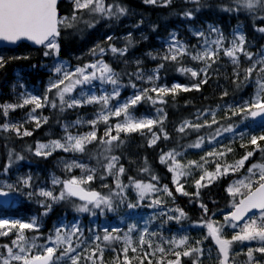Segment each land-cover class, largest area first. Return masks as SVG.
I'll list each match as a JSON object with an SVG mask.
<instances>
[{"label":"trees","instance_id":"1","mask_svg":"<svg viewBox=\"0 0 264 264\" xmlns=\"http://www.w3.org/2000/svg\"><path fill=\"white\" fill-rule=\"evenodd\" d=\"M104 1L109 6L105 18L85 10H76L67 0L60 2V16L64 20L60 22V35L54 39L59 47V55L73 64L86 65L93 60V56L109 46L99 43L89 53L77 58L87 48L89 38H94V41L97 38L101 42L104 40L103 35L90 34L96 24L105 26L108 23L104 29L109 31L128 22L124 18L127 9L151 8L152 27L148 37L144 40L135 35V31L131 32L125 39L124 48L127 49L125 54L119 53L114 56L115 54L112 55L108 51L102 58L117 74L118 83L124 88L123 94L133 95L138 92L139 100L136 105L130 106V111H135L139 115L153 114L157 103L164 108L166 117L160 125L153 128L145 127L125 133L115 131L114 123L118 120L116 117L99 121L96 135L79 154L80 158L86 161V168L90 167L92 173L91 179L82 186L88 190H95L99 194V199L101 194L108 193L106 197L114 209V214L110 215V218L105 217V220L113 219L119 223L120 229L112 232L116 239H120L119 244L123 243L124 237L129 236L125 221L123 188L130 182H145L159 186L169 184L178 197L180 225L203 223L216 228L215 224L224 219L223 213L220 212L229 208L231 204L232 196L226 190L225 176L202 185L196 192L191 191V195L189 193L179 195L173 186L171 172L167 164L161 162L160 156L167 150L183 149L188 142L199 136L202 132L200 129L180 130L184 122L195 118L197 114L218 110L224 119L223 125L231 126L242 121L246 103H251L260 89L261 99L264 101V0H198V7L191 15L186 14L179 6L181 0H173L162 7L159 5L149 7L146 5L149 0ZM207 4H212L213 7H208ZM129 20L131 26L137 24L136 19ZM143 26L146 27V24ZM192 26L200 30L199 35L196 36L188 30ZM212 26L217 27L215 32ZM238 27L243 31V44L238 52V61L234 62L227 58L225 50L231 46L230 41L234 39ZM173 29L177 30V39L185 44L186 53H181L170 46L165 47L163 41H159V38L168 37ZM216 35H221V46L215 54L210 55L209 51L205 50V45L211 40L214 41ZM44 49L45 46L34 49L24 42L15 48L2 49L23 54L20 57H6L0 62V174H8L15 181L13 190L18 189L22 200L16 207H1L0 212L7 216L24 218L33 214H43V228L24 229L29 239L47 240L49 235H54L55 227L64 219L69 224L78 219L83 235L87 239H91L93 233H97L102 239L105 232L95 226V219L102 222L99 210L93 209V212L88 210L87 206L92 204L90 201L74 196L67 197L66 194L62 196L65 192L60 191L62 184L58 186L52 184L47 174V168L55 166L53 159L56 155L46 157L36 153L37 142L58 137L56 132L49 136L45 135L47 128L57 129L65 120H89L96 108L89 104L66 108L56 103L53 108L42 110V115L48 116L49 119L40 128H36L35 122L28 121L27 117L23 116L32 105L27 104L26 107L21 105L20 83L16 80V69L23 71V80L29 86L38 84V80L46 81L49 73L41 67ZM135 55L140 59L137 65L134 62ZM32 67L35 69L30 70ZM190 68H194L197 74L194 75ZM156 71L157 77L154 73ZM174 82L188 85V88L174 86ZM161 83L168 84V89L152 88V85ZM40 84L43 86L42 82ZM2 105H11L12 108L5 114ZM20 118L24 119L23 125L20 126L22 133H17L13 128L9 130L2 128L6 120L16 122ZM80 129L81 127L77 125L70 131L78 132ZM154 134L159 135L155 142ZM112 158H115L121 169L119 175L118 169L109 170ZM246 160L264 162V138L256 145H250ZM38 169H42L40 174ZM126 174L128 178L125 177ZM27 176L30 179L25 181L24 178ZM62 176L68 178L64 173ZM42 184H48L53 188L52 197L39 194L38 190ZM169 223L166 218L155 213L151 227L153 229L163 226L164 236L166 229L171 234ZM18 235L16 229L6 231L0 228V253L5 252L3 256L7 254L8 247H14ZM207 242L213 243L210 235ZM105 245L121 246L111 243ZM179 249V255L174 256L179 257L184 264H191V260L184 255L185 249L182 246ZM72 252L73 248L67 253L65 260L69 261ZM167 257L169 258V255H166L164 260H167ZM119 260V264H147L140 263V260L134 257L133 251L121 253ZM79 262L105 264V260L90 263L84 256H80Z\"/></svg>","mask_w":264,"mask_h":264},{"label":"rangeland","instance_id":"2","mask_svg":"<svg viewBox=\"0 0 264 264\" xmlns=\"http://www.w3.org/2000/svg\"><path fill=\"white\" fill-rule=\"evenodd\" d=\"M71 2L77 10H85L98 17L105 18L109 6L104 0H67ZM153 1V2H152ZM173 0H149L146 5L149 7H162L168 5ZM198 0H181L179 6L186 14H193V10L198 7ZM185 5H187L185 7ZM213 7L212 4H207ZM160 12V11H159ZM158 13V12H157ZM143 15V16H142ZM151 8H129L124 18L126 22L117 28L107 31L105 26L96 24L92 35H103L102 42L96 38L88 39L87 48L80 53L77 58L89 53L99 43L109 44L108 48L102 49L99 54L93 56V60L86 65L73 64L70 60L62 58L59 55V47L52 40L45 45L41 58L42 66L49 75L46 81L38 80V84L29 86L23 80V71L16 69V80L20 83L21 105L32 106L28 109L26 115L28 121L36 123V128H40L47 123L48 116L42 115V110L53 108L56 103L64 105L66 108L75 106L91 105L95 107V113L89 120L63 121L56 129L47 128L44 132L49 136L52 133L58 134L56 138H48L36 143V153L46 157L56 155L53 159L54 167H48V179L56 186L62 184V190L67 197L75 196L68 191L64 182L66 180L72 183L80 184L89 181L92 177L90 167L86 168V161L80 158L79 154L84 150V146L90 142L96 135L99 121L109 120L116 117L115 131L125 133V131L141 130L145 127L153 128L160 125L165 120V111L162 106L155 104L156 110L153 114L139 115L135 111H130L131 105L138 102V92L136 94H123L124 88L118 83L117 74L111 70L102 56L106 53L125 54L127 49L125 39L134 32L141 39H146L149 30L152 27ZM134 18L137 24H132L129 19ZM99 19V18H98ZM64 18L60 19L62 22ZM146 24V27L143 26ZM213 27V26H212ZM94 28V25H93ZM216 26L213 31H216ZM127 29L129 31L125 32ZM196 36L200 30L193 26L188 28ZM142 32V33H141ZM176 29L166 38H159L163 41L165 47L173 48L181 53H186L185 44L176 38ZM205 45V50L209 54H215L221 46V35L214 36ZM243 31L238 27L234 34V39L230 41V47L226 49L227 58L232 61H238V52L243 44ZM140 42V41H139ZM224 42V41H223ZM44 47V46H43ZM109 49V50H108ZM17 52H8L0 50V62L6 57H20L23 54ZM138 55L134 56V62L140 63ZM32 67L30 70H34ZM139 71V70H138ZM190 71L196 75L194 68ZM157 77V71L154 72ZM42 85L41 86V83ZM174 86L188 88V85L174 82ZM168 84H154L152 88L157 90L168 89ZM39 91H42L40 93ZM252 104V106H251ZM3 112L7 114L12 108L11 105H2ZM264 107V101L261 99V89L258 90L251 103H246L243 111L242 121L231 126H224V119L218 110H210L197 114L191 120L184 122L180 130L193 128L197 131L202 130L199 136L188 142L183 149H171L164 152L161 162L167 164L170 172L173 186L179 195H191V191H198L204 184L214 182L218 177L225 176L226 190L232 196L229 208L222 209L224 219H220L215 224L216 229L227 243L232 263L235 264H261L264 262V211L256 212L250 215L242 223L237 224L228 215L234 205L256 185L264 180V162L248 161L246 156L250 145H256L261 138H264V119L253 116V112ZM6 119H8L6 117ZM22 118L14 121H7L2 128L9 130L15 129L17 133H22L20 126L23 125ZM111 125V122L109 123ZM81 129L77 132L70 131L75 126ZM27 132V131H26ZM159 135H153V141H157ZM246 166L245 168H243ZM118 169V175L121 173L115 158H112L109 170ZM39 170V171H38ZM38 174L42 169H38ZM28 173L31 171L27 170ZM62 173L68 176L65 178ZM30 179L29 176L24 180ZM163 184V183H161ZM15 181L8 174H0V191L7 189L12 194V200L4 204L0 200V208L9 206L16 207L22 196L17 190H13ZM84 188V187H83ZM95 191V190H93ZM39 194L45 197H52L53 188L48 184H42L38 190ZM96 192V191H95ZM97 193V192H96ZM123 198L125 221L128 225L129 236L124 237L123 243L119 244L120 239H116L112 232L120 229L119 223L114 222L110 215L114 214V209L110 206L108 193L99 194L91 205H87L88 210L93 212L99 210L102 222L95 219V226H98L105 232L101 239L97 233H93L91 239L83 235V230L76 219L69 224L65 219L57 224L54 235H49L45 241L29 239L24 232L25 228L41 229L44 224L43 214H33L26 218L14 215H4L0 212V228L6 231L16 229L19 233L16 243L8 247V251L0 253V264H28L34 257L53 253L54 259L50 264H80V256L89 259V262L105 260V264H119L121 253L134 252V257L140 260V263L147 264H184L179 257L180 246L184 250L186 258L191 260V264H221V255L217 247L208 243L210 235L209 225L203 223H192L189 225H180L179 209L177 200L172 187L165 183L162 186L149 184L145 182H130L123 188ZM26 198V193L24 194ZM85 200V199H84ZM47 210V209H45ZM147 210V212H144ZM47 213V211H44ZM158 213L166 218L172 229L171 234L164 227H155L152 229L151 223L154 214ZM96 214L94 215V218ZM110 220V221H109ZM172 225V226H171ZM166 227V225H165ZM107 243L121 246H108ZM190 246V247H189ZM73 252L69 261L65 260L67 253ZM167 257V260H164Z\"/></svg>","mask_w":264,"mask_h":264},{"label":"water","instance_id":"3","mask_svg":"<svg viewBox=\"0 0 264 264\" xmlns=\"http://www.w3.org/2000/svg\"><path fill=\"white\" fill-rule=\"evenodd\" d=\"M62 0H0V49L15 48L22 42L38 49L60 35L59 4ZM253 116L264 119V107L253 112ZM68 191L86 200H95L97 193L84 189L69 180L64 182ZM0 200L8 204L12 200L9 190L0 191ZM264 210V181L246 194L232 209L229 218L236 223ZM210 235L220 255L221 264L230 263V254L225 242L214 226ZM53 253L34 257L28 264H50ZM264 264V263H262Z\"/></svg>","mask_w":264,"mask_h":264},{"label":"bare ground","instance_id":"4","mask_svg":"<svg viewBox=\"0 0 264 264\" xmlns=\"http://www.w3.org/2000/svg\"><path fill=\"white\" fill-rule=\"evenodd\" d=\"M153 2V1H152ZM187 5H185V7H186ZM143 16V15H142ZM142 33V32H141ZM135 171H136V169H134ZM133 171V170H132ZM48 174V173H47ZM129 176H131V174H129ZM126 178H128L127 177V174H126V176H125ZM130 179V178H129ZM133 179V178H132ZM128 180V179H127ZM134 181V180H133ZM124 182H126V179L124 178ZM45 183V182H44ZM47 183V182H46ZM129 184V183H128ZM108 185V184H107ZM99 187V186H98ZM96 188V187H95ZM100 188V187H99ZM99 188H97L98 190H99ZM102 188V187H101ZM105 188V187H104Z\"/></svg>","mask_w":264,"mask_h":264},{"label":"flooded vegetation","instance_id":"5","mask_svg":"<svg viewBox=\"0 0 264 264\" xmlns=\"http://www.w3.org/2000/svg\"><path fill=\"white\" fill-rule=\"evenodd\" d=\"M226 248H227V243H226ZM228 249V248H227ZM229 251V250H228ZM229 254H230V252H229ZM231 256V255H230ZM229 260H230V262L232 263V261H231V257H229ZM232 264H235V263H232Z\"/></svg>","mask_w":264,"mask_h":264}]
</instances>
